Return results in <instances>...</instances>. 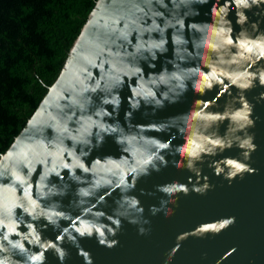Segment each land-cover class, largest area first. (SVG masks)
Segmentation results:
<instances>
[{"label":"water","instance_id":"95a60500","mask_svg":"<svg viewBox=\"0 0 264 264\" xmlns=\"http://www.w3.org/2000/svg\"><path fill=\"white\" fill-rule=\"evenodd\" d=\"M0 264H264V0H95L0 153Z\"/></svg>","mask_w":264,"mask_h":264},{"label":"trees","instance_id":"16d2710c","mask_svg":"<svg viewBox=\"0 0 264 264\" xmlns=\"http://www.w3.org/2000/svg\"><path fill=\"white\" fill-rule=\"evenodd\" d=\"M95 0H0V153L36 107Z\"/></svg>","mask_w":264,"mask_h":264}]
</instances>
